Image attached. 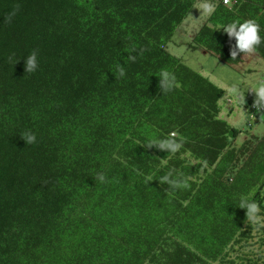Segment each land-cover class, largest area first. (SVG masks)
<instances>
[{
    "label": "trees",
    "instance_id": "obj_1",
    "mask_svg": "<svg viewBox=\"0 0 264 264\" xmlns=\"http://www.w3.org/2000/svg\"><path fill=\"white\" fill-rule=\"evenodd\" d=\"M199 1L0 0V264H264V130L229 124L224 90L168 49ZM224 1L190 48L238 66L223 26L264 36V0ZM172 132L176 152L144 147Z\"/></svg>",
    "mask_w": 264,
    "mask_h": 264
},
{
    "label": "rangeland",
    "instance_id": "obj_2",
    "mask_svg": "<svg viewBox=\"0 0 264 264\" xmlns=\"http://www.w3.org/2000/svg\"><path fill=\"white\" fill-rule=\"evenodd\" d=\"M205 5L209 7L206 9ZM211 5L210 0L199 1L194 13L189 15L176 32L168 46L169 52L224 90L221 104L224 107L223 116L229 124L244 131L252 129L255 133H262L264 123L251 120L247 106L255 101L254 90L264 77V61L255 53H248L240 65L230 66L220 63L214 54L190 48L192 37L212 11ZM233 89L240 94L242 101L235 98ZM262 118L264 119V115Z\"/></svg>",
    "mask_w": 264,
    "mask_h": 264
},
{
    "label": "clouds",
    "instance_id": "obj_3",
    "mask_svg": "<svg viewBox=\"0 0 264 264\" xmlns=\"http://www.w3.org/2000/svg\"><path fill=\"white\" fill-rule=\"evenodd\" d=\"M225 5H230L232 2L230 0L224 1ZM234 4V3H233ZM209 6L205 5L207 9ZM14 15V13H13ZM10 19V17H9ZM261 25L255 19H245L243 22L233 21L223 26V32L227 35L230 44V54L235 57L240 54H248L255 52L258 47L264 43V36L261 35ZM234 41V44L232 43ZM11 59V57L9 58ZM130 59L135 60V57H130ZM25 61V71L27 73H33L38 68L37 51L33 50L26 58ZM19 62V61H18ZM17 62V63H18ZM118 72L121 76L124 75V66L118 65ZM264 77L258 87L255 88V101L251 103V106H256L257 104H264ZM159 87L162 93L170 92L175 88L179 87L176 77L173 73L167 70H162L159 75ZM235 98L242 101V97L235 89L232 90ZM264 106V105H262ZM176 133L172 132L167 136L159 137L155 140H149L146 142L144 147L146 149H151L153 147L160 150L166 151L168 154L176 152L179 147V142L175 139ZM21 138L26 142L27 145L34 144L36 142V135L31 131L22 133ZM163 162V159H162ZM97 179L100 182L105 181V176L103 173L97 174ZM150 179V177L148 178ZM160 183L167 184L171 188H177L184 183V181L174 178L171 172H168L159 178ZM239 207L246 210L247 218H252L255 220L261 219L258 213V205L252 200H247L241 198L239 202Z\"/></svg>",
    "mask_w": 264,
    "mask_h": 264
},
{
    "label": "built area",
    "instance_id": "obj_4",
    "mask_svg": "<svg viewBox=\"0 0 264 264\" xmlns=\"http://www.w3.org/2000/svg\"><path fill=\"white\" fill-rule=\"evenodd\" d=\"M263 82H264V80H263ZM259 108H260V110H261L262 112H264V106H260Z\"/></svg>",
    "mask_w": 264,
    "mask_h": 264
},
{
    "label": "bare ground",
    "instance_id": "obj_5",
    "mask_svg": "<svg viewBox=\"0 0 264 264\" xmlns=\"http://www.w3.org/2000/svg\"><path fill=\"white\" fill-rule=\"evenodd\" d=\"M259 105V104H258ZM256 107V106H255ZM254 110V109H253ZM260 110V109H259ZM258 111V110H257Z\"/></svg>",
    "mask_w": 264,
    "mask_h": 264
},
{
    "label": "water",
    "instance_id": "obj_6",
    "mask_svg": "<svg viewBox=\"0 0 264 264\" xmlns=\"http://www.w3.org/2000/svg\"><path fill=\"white\" fill-rule=\"evenodd\" d=\"M204 52V51H203ZM204 53H206V52H204Z\"/></svg>",
    "mask_w": 264,
    "mask_h": 264
}]
</instances>
